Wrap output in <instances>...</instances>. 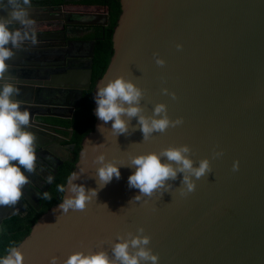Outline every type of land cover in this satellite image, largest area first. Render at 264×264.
<instances>
[{"label":"water","instance_id":"water-1","mask_svg":"<svg viewBox=\"0 0 264 264\" xmlns=\"http://www.w3.org/2000/svg\"><path fill=\"white\" fill-rule=\"evenodd\" d=\"M119 5L112 54L92 90L93 129L81 140L74 163L73 172H84L74 183L98 188L94 176L98 165L93 160L101 154L128 164L130 155L184 144L190 146L196 166L203 158L210 160L211 172L196 180L195 191L187 196L180 195L183 173H178L176 180L169 181L170 189L137 201L139 189L128 186L135 169L121 166L120 178L99 189L84 211L70 209L66 214L58 210L62 193L61 200L41 214L16 245L24 264H49L52 256L63 261L76 251L110 252L117 235H135L139 227L151 237L148 247L159 256V264H264V0H119ZM7 16L0 9V17ZM30 17L34 25L56 22L65 29L107 25L105 13L67 11L62 6H31ZM65 29L58 50L65 52L70 44L85 47L84 55L66 60L84 66L33 81V71L48 70L47 64L36 61L37 54L45 50L50 61L52 47L31 42L15 49L6 62L5 80L19 88L20 94L13 98L22 111L38 106L63 109L64 105L37 100L40 94L59 91L73 93L74 103L66 106L71 112L89 89L94 43L66 40ZM52 34L40 36L48 39ZM154 53L165 60L164 66L155 63ZM117 76L131 79L145 91L141 102L145 115L152 114L155 104L164 103L169 117H182L183 124L154 133L146 141L136 118L129 135L115 137L108 130L112 122L101 133L95 91ZM162 88L174 92L176 99L162 94ZM45 116H70L30 113L27 130L34 135L35 146L48 148ZM67 134L69 140L71 131ZM221 150L223 156L213 159V151ZM237 160L240 167L234 172ZM21 207L20 201L0 206V232L2 220L23 212Z\"/></svg>","mask_w":264,"mask_h":264},{"label":"clouds","instance_id":"clouds-1","mask_svg":"<svg viewBox=\"0 0 264 264\" xmlns=\"http://www.w3.org/2000/svg\"><path fill=\"white\" fill-rule=\"evenodd\" d=\"M0 9L8 12L7 17H0V206H12L21 200L22 190L29 183L25 172L32 174L36 171V149L35 137L27 130L30 113L27 110L22 111L20 102L13 98L20 94V90L5 80L8 70L6 62L13 58L14 50L21 48L25 42L35 44L36 32L30 17L31 0H0ZM176 47L178 50L182 49L180 44ZM153 56L158 66L165 65V60L157 53ZM161 92L176 99V94L169 92L167 88H162ZM144 96L145 91L124 76H117L98 86L94 100L97 106L95 116L103 122L98 126L99 131L102 133L101 129L106 128L104 125L112 122L111 129H107L115 137L121 134L129 135L131 120L136 118L143 133V140L146 141L154 133H164L170 127L175 128L183 124L182 117L175 120L169 117L167 105L164 103L155 104L152 114L145 115L141 104ZM131 129L132 132L136 130L135 127ZM191 152L187 144L169 146L159 152L130 155L128 164L109 161L101 154L93 160V164L98 165L94 175L98 188L86 189L83 184L74 183L84 170L73 172L67 178L66 185H57V191L65 194L58 210H62V214L68 213L70 209L84 211L88 203L97 197L99 189L104 188L114 177L120 178L121 166L135 169L128 177V186L139 189L140 195L134 197L137 201L145 196L151 197L157 191L170 189L172 184L169 181L176 180L178 173H183L179 187L180 195L187 196L195 191L196 180L211 172L210 160L203 158L196 166ZM222 156V150L213 151V159ZM162 158L166 160L162 162ZM239 167V161H234L232 170L236 172ZM53 179L49 176L48 183L51 184ZM37 196L45 201L52 200L49 192ZM143 233L144 228L139 227L135 235L132 232H128L126 236L117 235L116 241L111 244L110 252L103 249L91 252L76 251L70 253L63 261L52 256L49 264H159V256L148 247L151 237ZM0 264H24V256L18 247L11 246L7 254L0 257Z\"/></svg>","mask_w":264,"mask_h":264},{"label":"trees","instance_id":"trees-1","mask_svg":"<svg viewBox=\"0 0 264 264\" xmlns=\"http://www.w3.org/2000/svg\"><path fill=\"white\" fill-rule=\"evenodd\" d=\"M38 6H62L63 10L75 12H102L107 15V25L103 28L92 26L84 39L93 41L90 86L81 96L79 106L74 110L72 118L56 119L54 124L70 128L69 143L72 151L53 176V181L47 188L52 196L51 201L42 200L39 211L28 208L24 213L14 214L1 222L0 257L7 254L11 246H16L29 232L36 219L51 206L61 200L62 193L57 191V185L65 184L71 175L81 140L93 129L94 117L91 113L92 90L95 82L101 77L112 54L111 35L120 13L119 0H31Z\"/></svg>","mask_w":264,"mask_h":264},{"label":"flooded vegetation","instance_id":"flooded-vegetation-1","mask_svg":"<svg viewBox=\"0 0 264 264\" xmlns=\"http://www.w3.org/2000/svg\"><path fill=\"white\" fill-rule=\"evenodd\" d=\"M31 6H38L34 5L33 2H31ZM35 26V32L37 38H36V43L38 46H51V51L49 52L50 57L48 61L47 57V52L44 50L42 52V55L40 53L37 54L36 61H40V66H44L45 64L48 65V70L45 71L44 69H41L38 72H32V79L33 81H41V76H44L45 74L50 76H56L59 75L62 71L64 70H70L78 66H84V63H72V62H67L66 60L69 56H79V55H84L86 53L85 47H81L79 45V49H76L74 47V44H70V47L67 51H59L57 44L62 43L63 37L60 36V32H64L65 28H62V25L59 23H50L49 25L47 24H37ZM90 27H83V26H72V27H67L65 29V34H66V40L68 39H73V40H83V41H88L84 39L85 36L89 33ZM46 32L53 33L48 39L43 38L42 35L43 33L46 34ZM55 44V47L50 45ZM72 47V48H71ZM64 62V64H63ZM63 64V65H62ZM67 66V69H66ZM52 67V68H50ZM53 69V70H52ZM65 73V72H64ZM62 73V74H64ZM30 75V74H29ZM36 76V77H35ZM38 102L40 104L42 103H49L52 105H64L63 109L56 110L59 107H55L56 109H48L45 106H38V107H32L28 111L29 113H34V112H40L42 115H47L49 113L56 114V115H64V116H70L68 118H56V117H48L45 116L42 119V122L47 125V127L44 129L43 132H45V135L47 137V147H37L35 146L36 149V171L32 174H29L25 172V174L29 177V183L25 186V188L22 190L23 191V196L21 197V204L22 207L24 208L23 212L24 213L28 208H32L31 204L34 205V210L40 209L41 204H42V199L37 196V194H42L41 192L45 191L47 184V178L49 176H54L57 172V169L60 167V165L67 160L69 157L71 151H72V145L69 143L68 134L67 132L71 129L59 126L57 124H54V120L56 119H68L70 120L72 118L74 110L77 108H74L71 112L70 109L66 106L72 105L74 103V95L73 93H69L66 95V93L59 92V91H51V92H46V95H44L37 98ZM81 101V100H80ZM79 106V105H78ZM55 129V130H54ZM37 141V140H36ZM41 144V141H38ZM46 149L47 151H44ZM48 153H54L56 159H54L50 154ZM23 171V170H22ZM54 171V173H52ZM49 187V186H48ZM19 208H16L14 210H19ZM19 214V213H16Z\"/></svg>","mask_w":264,"mask_h":264}]
</instances>
